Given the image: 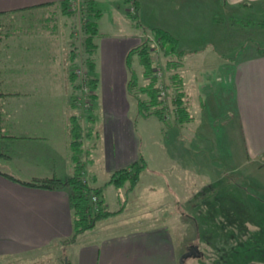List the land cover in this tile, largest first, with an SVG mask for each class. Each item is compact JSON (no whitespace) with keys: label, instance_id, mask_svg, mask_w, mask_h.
<instances>
[{"label":"crops","instance_id":"obj_1","mask_svg":"<svg viewBox=\"0 0 264 264\" xmlns=\"http://www.w3.org/2000/svg\"><path fill=\"white\" fill-rule=\"evenodd\" d=\"M109 1L113 14H131L132 6L137 5L138 14L156 15L147 24L174 33L180 48L188 51L184 57L207 48L215 50L218 70L226 72L231 85L228 112L243 141L242 155L249 162L264 157V54L258 55L254 50L243 56H230L217 50L220 45L227 47L235 32L216 22L220 0ZM60 2L64 0H0V16ZM99 2L96 0V6L102 13ZM227 3L230 7L242 5L244 9L264 13V0H227ZM62 25L66 29L65 37L42 32L20 40L14 39L7 26L0 23L5 30L0 37V166L4 169L0 170V264H178L175 244L163 241L161 232L124 229L117 223L126 211V194L127 197L132 194L142 204L147 202V197L151 199L154 192L167 186L168 182L160 179L161 172L174 176L175 165L183 163V157L174 148L178 146L184 152L190 149L185 141L172 145L161 140L172 125L183 128L190 122L175 125L168 121L170 126L155 123L151 121L152 115L139 114L137 102L129 92L126 55L144 37H152L149 30L123 34L111 31L102 38L101 45L96 41L92 74L97 79L94 102L98 108L89 112L86 122L79 123L87 132L82 138L83 178L94 187H103L105 183L101 193L103 206L118 212L98 220L64 246L62 241L74 233L69 187L31 186L5 174L31 180L67 178L74 172L71 142L76 118L72 98L77 81L72 76V26ZM127 92L133 97L131 101ZM149 126H154V132ZM146 127L151 132L150 138L142 131ZM95 133L102 140L94 139L92 144ZM152 137L160 138L150 145L152 148L168 150L165 151L167 162L159 168L152 166L157 153L145 145V139L149 143ZM140 155H144L148 165L134 188H130L129 181L121 187L106 184L116 170L129 166ZM189 155L193 157L192 153ZM102 171L109 177L105 182L99 180ZM143 187L148 191L144 194L142 190L143 194L139 195ZM106 189L115 190L122 201L121 208H109ZM50 249H57L51 260L43 255Z\"/></svg>","mask_w":264,"mask_h":264},{"label":"rangeland","instance_id":"obj_2","mask_svg":"<svg viewBox=\"0 0 264 264\" xmlns=\"http://www.w3.org/2000/svg\"><path fill=\"white\" fill-rule=\"evenodd\" d=\"M110 4L109 0L99 2L103 17L98 20L99 30L94 36L95 42L101 45L102 38L111 31L123 34L125 32L136 33L144 29L152 34L147 23L156 15L113 14ZM82 7V0H64L55 6L20 10L2 15L0 23L7 26L14 39L20 40L35 37L37 33L42 32L49 36L62 35L65 37L66 29L62 24H68L72 26L70 27L72 39L70 47L73 53L82 54L85 35L83 30L85 18L82 14ZM232 14L247 16L254 19L255 23L251 25L238 23V25L231 20H226L223 14L221 16L222 25L225 28L228 26L226 29L235 32L231 43L227 47L220 45L216 47L217 50L230 56H243L257 50L259 45L264 47V24H259L264 21V13L245 9ZM91 18L96 20L95 16ZM4 32L5 30L0 26V35ZM151 39L152 54L155 57L154 65L156 68H161L164 77L168 79L171 72L166 66L169 56L163 54L156 39ZM142 40L144 41L145 37ZM139 59L138 54L128 50L125 62L128 75H132V70L137 73L138 86L145 85L149 81L143 74V66ZM218 59L217 53L211 48L184 57L178 70L184 78L185 99L194 118L188 126H182L183 128L172 125L161 140L171 142L172 145L173 143L179 145L185 141L184 143L190 149L184 152L183 148L178 146L174 148L175 153L183 157L182 161L180 158L177 160L183 163L175 165L177 170L174 176L166 174L165 171L161 172L162 178L160 179L167 181V186L161 187L159 192H154L151 199L147 197V202L142 204L135 201L132 194L128 197L126 194L124 202L126 211L117 223L124 229H152V231L161 232L164 236L163 241L170 240L175 244L178 264H180V257L190 249L191 245H198L203 255L185 258V264H264V243L255 248L257 249V252H254L256 254L252 253L254 249L252 248V232L264 229V213H262L264 212V157H258L249 162L242 155L244 154L243 141L240 140L238 128L228 112L230 106L228 95L231 85L226 72L220 71V68L218 70L219 63L216 62ZM72 63L73 69L84 67L82 55L76 57ZM121 80L122 77L119 75V83ZM77 83L78 87L73 95L72 105L76 122L81 123L86 122L89 112L92 109L95 111L98 107L95 103L96 98L94 99L90 93L87 94L89 98L85 95L81 80H77ZM94 91L96 90L93 88ZM134 92L132 96L136 102L137 97L148 99V95L138 88H135ZM127 95L131 101L133 97L131 98L128 92ZM85 100L89 101L90 105ZM169 103L170 112L165 114V118L174 124L173 104ZM151 121L164 124V121L155 115H152ZM149 127V130L154 132V126ZM147 129V127L142 128V131L150 138L151 132ZM82 131L81 138H85L87 132L83 126ZM94 139L98 142L99 139L102 140V136L95 133L91 138L92 144H94ZM145 141L146 148H148L147 146L159 142L160 138L152 137L149 143L147 139ZM164 148L167 152V147ZM152 149L157 153L152 159V166L162 167L167 162L166 152L162 149ZM189 153H192V158ZM184 166L185 169H183ZM0 170L4 169L0 166ZM98 176L99 180H103L102 182L109 178L103 171ZM102 185L105 187V183ZM144 187L139 190V195L143 194L142 190L144 194L147 193L148 190H144ZM105 192L106 199L110 200L111 210L123 206L115 190L106 189ZM252 205L257 212L261 213L259 214L261 224L254 221ZM155 235L160 234L155 233ZM235 239L247 240L249 246L241 249L237 245H227L228 242L233 243ZM261 240L264 241V239ZM56 250L50 249L43 255L51 260L56 256H53ZM243 253L246 256H243Z\"/></svg>","mask_w":264,"mask_h":264},{"label":"trees","instance_id":"obj_3","mask_svg":"<svg viewBox=\"0 0 264 264\" xmlns=\"http://www.w3.org/2000/svg\"><path fill=\"white\" fill-rule=\"evenodd\" d=\"M82 14L85 18L83 23L84 37H83V52L74 53L73 60L76 57L82 55V60L84 64V68L87 73V79L89 84L94 88L93 93H91L92 97L95 99L97 96V79L92 75V72L95 69V51L97 49V43L94 40V36L99 30L98 20L102 16L101 11L96 6V0H82ZM238 10H245L242 5H237L230 7L227 3V0H220V6L218 13L216 14V22L222 23L221 16L224 14L226 20H231L235 24H245L251 25L255 23L254 19H250L249 17H242L239 15H234L232 13ZM134 14L137 13V5H134ZM223 13V14H222ZM95 16L96 20H93L91 17ZM227 22V21H226ZM259 22V21H258ZM238 24V25H239ZM259 24H264V21L259 22ZM152 31V37L148 36L145 40L137 45L136 47L131 49V53L138 54L140 58V63L143 66V74L149 79L148 83L145 85L139 84V79L137 73L132 70V75L130 76L128 82L129 92L134 94L135 88L145 92L148 95V99H143L137 97V107L138 112L141 116L149 117L151 115L157 116L159 119L164 121L166 125H169V122L165 118V114L170 112L169 102L173 104V116H174V124L175 125H183L186 122H190L193 120V115L190 112L189 106L186 103V93L184 89V80L178 68L182 65L184 56L188 54V51L181 49L179 44V39L177 36L172 33L170 30L153 26L150 27ZM1 37V35H0ZM156 39L158 41L159 47L162 50L165 56H169L167 60V69L171 70L168 79L163 77L162 79L157 76L155 57L152 52V39ZM75 50V49H74ZM258 55L264 54V47L259 45L257 50H255ZM174 69V71H172ZM72 76L76 79L78 77L76 74H72ZM164 76V75H163ZM159 82L164 83L166 88V96L161 97ZM78 87V83L76 82V88ZM1 95V92H0ZM169 98V99H168ZM168 100H170L168 102ZM82 131L79 123L73 122L72 124V150H73V160L75 163L74 172L71 176L67 178L60 177H44V178H34L31 180H23L15 177V175L7 174V176L18 180L27 185L46 188V189H58L63 188L65 186L69 187V195L70 201L72 203L74 209V233L69 239H64L62 242L64 246L70 244L75 241L77 237L87 229L92 228L96 222L102 218H106L117 211H110L109 209L103 206V200L101 193L103 192V187H94L91 186L87 180L83 178V165H82ZM148 163L144 155H140L138 159L132 162L129 166L116 170L110 177V179L106 182V184H114L117 187L123 186L127 181L130 182V188H134L140 178L143 170L147 167ZM99 195V209L94 211V204L92 201V195ZM256 205V204H255ZM262 213H264L262 211ZM261 213L257 212V209L252 205V216L254 215V221L261 224L259 222ZM239 220V219H238ZM263 227V226H259ZM252 248L253 252H257V246H260L261 243H264L261 239H264V229L259 231L252 232ZM261 235V236H260ZM235 243V244H234ZM239 246L241 249H245L249 246V241L243 239H235L233 243L228 242L227 245ZM256 254V253H254ZM66 253H64L63 257H65ZM203 255L201 251V255L197 257H201ZM250 256V254H248ZM243 256L246 254L243 253Z\"/></svg>","mask_w":264,"mask_h":264},{"label":"built area","instance_id":"obj_4","mask_svg":"<svg viewBox=\"0 0 264 264\" xmlns=\"http://www.w3.org/2000/svg\"><path fill=\"white\" fill-rule=\"evenodd\" d=\"M131 10L134 11V5L132 6ZM73 73H75L76 76L79 78V80H81L85 95H87V94L89 95V93L91 94L93 92V87L88 82L87 73H86L85 68L80 66L79 68L74 69ZM156 73H157V76L160 77L161 79L164 77L161 68H159V67L156 68ZM159 87L161 90L160 95L162 97H165L166 96V88H165L164 83L159 82ZM88 95H87V97L89 98ZM85 101L88 103V105H90L89 101H87V100H85ZM92 201L94 204V211L98 210L99 209V203H98L99 202V195L93 194L92 195Z\"/></svg>","mask_w":264,"mask_h":264},{"label":"water","instance_id":"obj_5","mask_svg":"<svg viewBox=\"0 0 264 264\" xmlns=\"http://www.w3.org/2000/svg\"><path fill=\"white\" fill-rule=\"evenodd\" d=\"M201 255V251L198 247V245H191L190 249L186 251L181 257H180V264H185L184 260L185 258H188L190 256H198Z\"/></svg>","mask_w":264,"mask_h":264}]
</instances>
